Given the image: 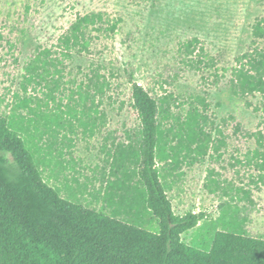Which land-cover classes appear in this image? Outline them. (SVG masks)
Wrapping results in <instances>:
<instances>
[{
  "label": "rangeland",
  "instance_id": "obj_1",
  "mask_svg": "<svg viewBox=\"0 0 264 264\" xmlns=\"http://www.w3.org/2000/svg\"><path fill=\"white\" fill-rule=\"evenodd\" d=\"M91 12H100L103 19L85 29L88 47L75 46L67 53L59 44L60 37L78 15ZM263 15L264 0H0V115L23 127L17 129L29 146L41 147L33 153L34 160L44 181L61 197L72 192L67 184L73 185L71 178L75 177L80 195L67 199L110 213L114 205L105 196L107 184L115 185L109 173L112 153L120 147V152L130 154L126 146L139 137L129 76L155 98L171 92L177 104L171 108L175 114L184 115L190 102L197 104L195 98L202 96L209 103L206 113L212 122L206 129L219 137L213 127L219 128L225 145L219 152L210 147L201 163L183 165L184 175L167 191L176 213L202 212L205 216L197 227L182 233L181 239L192 245L207 243L212 233L207 229L220 214L219 205L228 201L239 207L240 217L248 218L247 233L264 239V184L259 189L252 186L249 180L257 171L245 163L246 153L255 147L254 138L246 133L264 132V111L253 110L262 96H234L228 89L235 57L250 48L251 26ZM117 19L113 32L105 29ZM193 37L205 53L203 63L196 62L200 49L189 56L183 49ZM258 45L263 46L264 40H258ZM45 50L50 51L48 59H54L47 65L50 74L45 80L34 74L28 81L27 65ZM208 58L213 65L207 63ZM95 72L108 81L102 95H93L90 79H95ZM79 88L88 89L91 95L85 104L93 102L92 108L98 106L104 113L103 126L82 128L70 119L71 125L58 128L51 122V128H43V115L67 110V105L78 108L77 94L71 95ZM56 162L64 164L63 177L55 174ZM209 171L220 185L215 192L204 186ZM136 179L131 181L136 183ZM230 186L251 188L254 204L231 200L224 193H234ZM112 191L113 187L109 195ZM91 195L95 201L90 204Z\"/></svg>",
  "mask_w": 264,
  "mask_h": 264
},
{
  "label": "trees",
  "instance_id": "obj_2",
  "mask_svg": "<svg viewBox=\"0 0 264 264\" xmlns=\"http://www.w3.org/2000/svg\"><path fill=\"white\" fill-rule=\"evenodd\" d=\"M102 19L100 12L78 15L59 44L67 53L75 46L86 49L85 29ZM118 21L105 29L113 32ZM258 40H264V15L251 26L250 48L235 57L228 89L239 97L261 94L260 105L253 110L264 111V45L259 46ZM198 43L193 37L183 49L187 56L200 49L196 62L203 63L205 53ZM49 55V50L38 52L27 65L28 81L34 74L40 80L50 74L47 65L54 59H48ZM207 61L214 64L211 58ZM93 77V95L104 94L106 77L98 72ZM53 81L55 86L57 80ZM129 83L139 137L126 146L131 148L130 154L120 152V147L112 153L109 173L115 185L107 184L114 191L105 196L114 205L110 213L61 197L44 181L34 160L41 147L29 146L17 129L23 127L0 115V264H264V239L247 233L244 224L248 218L240 217L239 207L229 201L219 205L220 214L207 229L212 230L207 243L192 245L181 239L182 233L197 227L205 216L192 211L174 213L167 191L184 175L183 165L201 163L210 147L219 152L225 145L219 128L213 127L219 137L206 129L212 124L206 113L209 103L198 96L197 104L190 102L184 115L175 114L171 108L177 104L171 92L155 98L132 76ZM73 94H77L78 108L67 105V110L43 115V128H51V122L58 128L71 125V120L82 128L103 126L104 113L98 106L92 108L93 102L91 106L84 102L91 96L89 90L79 88L71 97ZM49 97L54 100L52 93ZM246 135L254 138L255 147L246 153L245 163L257 171L249 182L259 189L264 184V132ZM211 174L207 173L204 186L215 192L220 185ZM133 177L136 183L131 181ZM230 190L234 193H224L231 200L254 204L251 188L230 186ZM121 214L124 216L119 217Z\"/></svg>",
  "mask_w": 264,
  "mask_h": 264
},
{
  "label": "crops",
  "instance_id": "obj_3",
  "mask_svg": "<svg viewBox=\"0 0 264 264\" xmlns=\"http://www.w3.org/2000/svg\"><path fill=\"white\" fill-rule=\"evenodd\" d=\"M61 162H63L62 160H61ZM54 166L56 165V169H55V174L57 175V174H59L61 177H63L64 176V164L62 163V166H59L58 165V162H56L55 164H53ZM52 172H53V169H52ZM57 177V176H56ZM71 181H72V183H73V185L72 184H67V185H69L70 186V188L72 189V192L71 193H67L68 191H66V196H67V198H78L79 197V195H80V190H79V184H78V180L75 178V177H73V178H71ZM175 185L174 184H172V186H171V188L170 189H168V191H170L173 187H174ZM75 191V193H76V196L74 197V195H73V192ZM66 198V199H67ZM90 201H89V203L91 204V202H92V200L93 201H95V197L94 196H90ZM171 201V200H170ZM171 204H172V210L174 211V213H176L175 212V206H174V202H173V200L171 201ZM178 214V213H177Z\"/></svg>",
  "mask_w": 264,
  "mask_h": 264
}]
</instances>
